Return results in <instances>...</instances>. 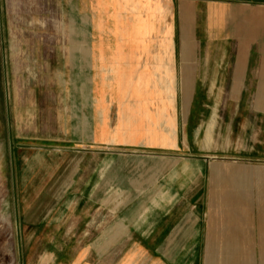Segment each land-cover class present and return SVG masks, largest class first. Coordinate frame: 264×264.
Returning a JSON list of instances; mask_svg holds the SVG:
<instances>
[{
	"label": "crops",
	"instance_id": "crops-1",
	"mask_svg": "<svg viewBox=\"0 0 264 264\" xmlns=\"http://www.w3.org/2000/svg\"><path fill=\"white\" fill-rule=\"evenodd\" d=\"M64 1L73 94L0 104L15 223L75 211L77 264H264V0Z\"/></svg>",
	"mask_w": 264,
	"mask_h": 264
},
{
	"label": "rangeland",
	"instance_id": "rangeland-1",
	"mask_svg": "<svg viewBox=\"0 0 264 264\" xmlns=\"http://www.w3.org/2000/svg\"><path fill=\"white\" fill-rule=\"evenodd\" d=\"M65 3L0 0V104L4 94L6 101L12 100L17 87L42 105L73 94L75 75L67 71L65 56L76 37L75 17ZM197 53L203 54V48ZM3 188L0 177V264H77L78 249L91 241L83 240L80 232L91 233V226L78 223L74 211L72 217L69 213L51 226L45 223L34 233L35 228L15 223L18 215L13 211L18 208L4 200Z\"/></svg>",
	"mask_w": 264,
	"mask_h": 264
}]
</instances>
